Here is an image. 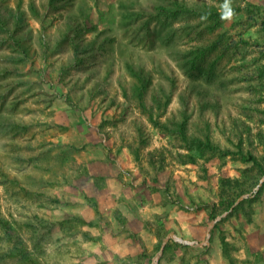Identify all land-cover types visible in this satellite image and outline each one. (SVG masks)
I'll use <instances>...</instances> for the list:
<instances>
[{
  "label": "rangeland",
  "instance_id": "1",
  "mask_svg": "<svg viewBox=\"0 0 264 264\" xmlns=\"http://www.w3.org/2000/svg\"><path fill=\"white\" fill-rule=\"evenodd\" d=\"M172 1L0 0V264H264V0Z\"/></svg>",
  "mask_w": 264,
  "mask_h": 264
},
{
  "label": "trees",
  "instance_id": "2",
  "mask_svg": "<svg viewBox=\"0 0 264 264\" xmlns=\"http://www.w3.org/2000/svg\"><path fill=\"white\" fill-rule=\"evenodd\" d=\"M54 1V0H52ZM257 10H260V7H254ZM159 16H163L165 18H176L181 15H185L187 13H193L199 18H203L205 21H208L209 29L210 31H215L221 25L223 22L229 18H231L233 15L241 14L243 12H248L249 8L246 10H243L241 7H235L228 4H225L221 7V9L217 7H207V8H189L186 4L180 3L177 0H173L171 2V5H163L160 6L159 9ZM262 21H261V30L264 34V14H262ZM147 86H142L141 88H138V100L141 103L142 108L146 113L149 114L150 119L152 123L159 129L173 133L177 135L185 144V146L188 149L193 150L194 152H197L199 155L204 156L206 153H212L213 155L217 154L220 157H225L228 155H231V151H222V149L215 145L210 139H202L200 137H190L187 133L186 125L184 121H169L166 123L158 122L154 119L153 114L148 111V106L145 104V95L147 92ZM242 159L245 162H256V158L254 156H247L244 153L241 152ZM188 163H194L195 158L192 155L186 156ZM96 187L98 189H102V186H99L96 180ZM0 224L3 225L4 229L6 230L7 237L10 241L14 242L15 245H20V238L17 237V235L12 231L10 225L7 222H4L0 219ZM159 238V236H158ZM161 249V244L157 246V251Z\"/></svg>",
  "mask_w": 264,
  "mask_h": 264
},
{
  "label": "crops",
  "instance_id": "3",
  "mask_svg": "<svg viewBox=\"0 0 264 264\" xmlns=\"http://www.w3.org/2000/svg\"><path fill=\"white\" fill-rule=\"evenodd\" d=\"M143 211V210H142ZM142 211H135L132 210L130 208H123L120 206V213L123 217H125L127 220V225L126 227L132 232V233H136L138 234L142 239H146L147 237L151 236V241L152 243H156L157 240L156 238H154V234L152 233H148L147 231H145V225H144V221L145 218H143V214ZM146 214V212L144 213V215ZM154 247V244H152V248Z\"/></svg>",
  "mask_w": 264,
  "mask_h": 264
},
{
  "label": "built area",
  "instance_id": "4",
  "mask_svg": "<svg viewBox=\"0 0 264 264\" xmlns=\"http://www.w3.org/2000/svg\"><path fill=\"white\" fill-rule=\"evenodd\" d=\"M262 183H263V181H262Z\"/></svg>",
  "mask_w": 264,
  "mask_h": 264
}]
</instances>
